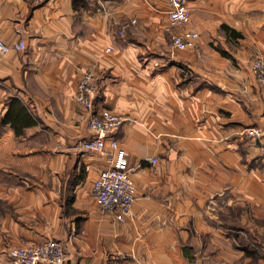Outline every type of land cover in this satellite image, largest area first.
<instances>
[{
    "label": "crops",
    "instance_id": "1",
    "mask_svg": "<svg viewBox=\"0 0 264 264\" xmlns=\"http://www.w3.org/2000/svg\"><path fill=\"white\" fill-rule=\"evenodd\" d=\"M0 0V264L8 250L60 240L67 264H264V0ZM124 34L119 30L131 22ZM198 39L179 50L178 30ZM93 75L96 109L124 117L118 149L88 152L74 94ZM136 187L118 220L92 195L118 161ZM155 158L156 161L152 162Z\"/></svg>",
    "mask_w": 264,
    "mask_h": 264
},
{
    "label": "built area",
    "instance_id": "2",
    "mask_svg": "<svg viewBox=\"0 0 264 264\" xmlns=\"http://www.w3.org/2000/svg\"><path fill=\"white\" fill-rule=\"evenodd\" d=\"M40 2L42 0H33ZM167 16L171 26H185L190 19L187 0H167ZM124 23L119 30L124 34L126 28L133 23ZM171 45L179 50L191 48L198 39V33L192 30H178L170 35ZM25 42L20 39L14 43H6L0 38V53L11 50H22ZM250 69L256 79L264 84V58L256 56L250 61ZM97 87L90 72H84L77 84L75 100L87 113V127L90 137L80 143V148L88 152H115L118 140L111 136L123 125L124 117L111 109H96L94 98ZM247 134L261 142L264 156V125H252L247 128ZM125 152L120 150L118 161L110 155L111 165L102 169L92 186V195L104 212L112 213L118 220H124L131 213V206L136 199V187L132 181L130 170L121 165ZM156 159L153 158L152 162ZM13 264H67V253L63 243L53 237H47L38 242L21 243L8 250Z\"/></svg>",
    "mask_w": 264,
    "mask_h": 264
}]
</instances>
